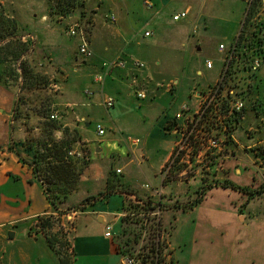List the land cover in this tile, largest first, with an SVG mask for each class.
<instances>
[{
	"label": "crops",
	"instance_id": "1",
	"mask_svg": "<svg viewBox=\"0 0 264 264\" xmlns=\"http://www.w3.org/2000/svg\"><path fill=\"white\" fill-rule=\"evenodd\" d=\"M86 1L94 5L98 0ZM150 2L152 6L147 8L142 0H127L128 8L117 13L114 27L105 22L101 12L97 13L89 39L93 57L75 62L77 67L67 66L68 83H73L75 89L69 94L66 116L71 118L89 151L87 168L69 202L76 204L97 196L106 190L109 180L115 185V179H119L117 187L133 192L113 193L78 212L73 223V264H123L115 241L104 234L105 227L112 225L116 234L124 203L131 197L153 196L141 187L143 184L161 186L159 174L177 138L171 129L175 114L188 100L194 106L197 93L216 80L221 66L218 46L231 44L244 10L241 0ZM182 11L187 12L186 17L173 21L172 16ZM42 16L32 15L38 23ZM215 30L219 31V42L212 44L210 51ZM145 32L151 34L145 36ZM71 40L74 38L70 43ZM39 47L38 53L44 54L45 46L40 43ZM205 48L208 50L200 69L195 59ZM68 50L67 56L72 48ZM113 58H119L124 66L107 72L103 61ZM207 59L213 62L211 70L205 68ZM134 61L143 67L136 66ZM167 68L172 69L168 76L164 75ZM177 68L189 70L193 84L187 86L186 78L174 70ZM98 73L104 76L102 82L94 79ZM156 80L172 82V91L154 88ZM140 84L146 86L144 99L137 97V91L142 89ZM254 87L253 97L258 98L264 112V61ZM105 95L113 99L112 107H104ZM168 103L174 111L171 116ZM12 104V93L0 86V264H58L47 242L39 235L29 234L33 220L53 213L49 201L32 167L5 151L10 139L8 119ZM97 124L104 128L102 136L97 134ZM235 136L234 156L225 162L226 179L254 190L264 185V168L258 171L252 165L245 147L255 145L257 139L264 143V123L258 137L248 139L240 130ZM136 139L138 143L131 142ZM25 154L23 158L31 162L32 156ZM260 190V194L249 197L239 190L213 187L193 204L196 191L168 186L161 198L152 197L162 207L168 205L161 207L159 213L163 228L169 230L166 243L172 264H264V188ZM77 194L80 198L73 200ZM176 202L181 203L180 208L174 206Z\"/></svg>",
	"mask_w": 264,
	"mask_h": 264
},
{
	"label": "rangeland",
	"instance_id": "2",
	"mask_svg": "<svg viewBox=\"0 0 264 264\" xmlns=\"http://www.w3.org/2000/svg\"><path fill=\"white\" fill-rule=\"evenodd\" d=\"M144 1L145 0H142L143 6L147 7ZM126 4L127 0H104V2L98 0L95 1L94 5H90L86 0H0V11L3 13L4 17H8L15 22L17 25L15 28L16 33L23 36L21 42H28V52L21 54L18 58H14L10 54L5 55L6 53L3 50L0 51V77L2 78V80L0 78V86L13 95L12 112L8 119L10 139L5 146V151H8L10 146L13 145L16 146L22 156L24 154L26 157L27 155L24 153L25 149L22 145L39 148V144L37 145V143L42 142V144L47 145L44 149H51V159H59L57 154H55L57 150L60 152L61 157L65 154L67 158L64 159L73 160L72 163L75 165L77 171L79 170L83 173L86 170L87 156L89 155L86 142L73 127L74 123H71V118L66 116V111L69 108L66 103L68 100H71L69 94L72 95L71 92L75 89L73 83H68L69 71L67 70V66L73 65L75 62H86L93 57L92 49L89 46V39L91 29L94 28L96 23L95 16L97 13L99 14V12H101L105 22L114 27L117 22V13L122 10L125 11L128 8ZM262 4H264L262 0H255L250 7L243 3V14L236 35L232 41L236 39L240 31H243V41L241 40V44H243V46L244 44L248 46L249 56H260L261 60L264 61V50L259 49L256 41L258 24L262 19L260 16ZM95 6H97V9L94 10ZM106 7H108L107 11H105ZM34 13L44 15L40 20L41 22L39 21L38 23L35 21L36 19H33L32 15H34ZM72 25H77L78 32L81 33L86 40L90 56H83L79 53L80 38L72 37L68 32ZM40 28H42V30ZM218 33L219 31L217 30L213 33L210 51L212 50V44H217L219 42ZM73 38L74 41L71 40L72 42L70 43V39ZM40 43L45 46L44 54L38 53ZM61 44H65V46H61ZM66 46H68V48H66ZM9 48L16 50L18 46ZM71 48L72 50H70L67 56V51ZM205 50L207 51L208 49L205 48L201 53H197V59H195L200 69H202L203 58L207 54ZM116 60H119V58L104 60L102 64L103 69H106L109 63H116ZM25 64H28V66ZM25 66L29 67L28 70L31 69L35 76H29L27 73L22 72V68ZM74 66L77 67L79 65L75 64ZM174 70L178 72L180 77L186 78L187 86L193 84L192 77L189 76L192 73L190 74L189 70L179 71L178 68ZM171 71L172 69H165L164 75ZM203 74L206 76L205 72H203ZM99 76L103 75L98 73L94 76V79ZM24 78L27 79V82L23 81ZM256 84L257 77L250 89L243 113V119L237 121L236 125H230L228 127L230 135L225 136L222 150L218 152L216 156L212 157V162L208 164V169L197 168L195 169L197 171L188 172L184 167H176L175 171L172 170L170 172L169 178L163 175L165 179H162V174H159L162 179L160 187L154 188L148 183L143 184L141 187L148 191V194L153 195L152 197L155 199L161 198L163 189L168 186L174 189L183 187L185 191H190L192 189L194 192H197L198 196L194 199L193 204L197 202V199L199 200V198L205 197L206 192L211 190V188L223 187L222 184L228 182L226 179L227 168L225 162L234 156L233 146L236 143L235 133L240 130L248 139L258 137L262 123H264V112L260 109L258 98L253 97V88H255L254 85ZM140 85L142 89H139V91L143 90L146 92L145 84V87L142 84ZM155 87L157 89L172 91L173 83L170 81L156 80L154 82V88ZM108 98L111 97L105 95L103 98L102 103L104 107H106L105 102ZM181 98L184 99L183 95ZM192 102V100L187 101L189 105L193 104ZM16 103L18 106L16 115L18 119L15 121L13 118V107ZM167 106L169 109L168 112H170L169 115H173V108H170L169 103ZM51 115L54 116L53 119ZM71 115L73 116L74 114ZM74 120L76 121L77 118H74ZM77 123H81L80 119ZM259 141L260 140L257 139L255 145L247 144L248 147H250L248 149L247 145L245 147L246 151L251 155L250 161L252 165L255 166L258 171L264 168V143H259ZM73 150L79 152L80 156H70L69 152ZM180 171L183 172L180 173ZM180 174L187 175L188 179L187 177H181ZM115 181V185H112V182L109 180L107 189H111L115 186L117 191L126 190L123 189L124 187H117L120 185L118 182L119 179H115ZM56 183L57 187L49 186V190L53 191L54 188H59L60 191L58 193L63 192L61 190L65 187V184L61 182ZM260 188H264V185L258 186L254 190ZM159 194L160 197L158 196ZM149 197L151 196L149 195ZM78 198H80V194H77L72 199L76 200ZM130 199L131 200H128L129 202L127 201L123 205L124 215L120 227L116 234L112 230V236L110 238L115 241L123 257H128L132 259L135 264H139L141 263L140 259H142V257L150 255L148 249L154 242L162 243L164 241L165 245L168 240L167 233H169V230L163 228L162 214L159 213V210H151L150 206L144 205L141 202H136L134 197ZM180 204L181 203L176 202L174 206H179L178 208H180ZM67 206L68 203L61 208L62 211L66 212H63L65 214H55L53 216L50 228L42 229L40 227L41 220H39V217L33 220L29 234L34 236L39 235L45 241L46 236L54 237L57 241L55 249L61 252L63 258H69L73 264V223L80 208H77L76 211L66 210ZM167 206L168 205L164 204L162 209ZM158 220H160L162 235L160 240L157 236L158 230L154 231ZM55 249H52V251L58 261ZM164 254L166 257H164L165 260L163 264H172L170 256L168 258L169 253L167 248L164 249Z\"/></svg>",
	"mask_w": 264,
	"mask_h": 264
},
{
	"label": "built area",
	"instance_id": "3",
	"mask_svg": "<svg viewBox=\"0 0 264 264\" xmlns=\"http://www.w3.org/2000/svg\"><path fill=\"white\" fill-rule=\"evenodd\" d=\"M241 1L250 7L255 0ZM144 3L147 8L152 6L150 0H145ZM186 15V11L178 12L172 16V20L178 21L185 18ZM260 16L262 19L258 24L256 41L259 49L264 50V4H262ZM68 32L70 36L80 38L79 53L83 56H90L88 44L83 35L78 32L77 25H72ZM150 34V32L144 33L145 36ZM242 38L243 31H240L229 46L224 44L218 46L221 66L216 80L205 90L197 93L194 106L183 104L175 114L171 129L176 133L177 138L168 160L160 171L162 179L169 178L170 172L175 171L176 167L179 168L180 166L188 172L197 171L195 170L197 168L208 169L212 157L222 150L225 136L230 135L228 127L236 125L237 121L243 119L248 95L261 68L262 60L260 56H249L248 46L241 44ZM134 64L143 67L141 63L136 61ZM204 65L208 70L213 68V62L210 59L205 60ZM123 66V61L116 60V63L107 64L106 71ZM102 80L103 76L95 78L96 82H102ZM137 97L144 99L146 94L140 90L137 92ZM105 106L107 108L112 107L113 99L108 98ZM51 118L53 119L54 116L51 115ZM96 131L99 136H102L104 134L103 126L97 124ZM131 142L138 143L139 140L136 139ZM69 155L79 157L80 153L73 150L69 152ZM119 172L120 170H117V173ZM182 172L180 171V173ZM180 176L188 179L185 174H180ZM112 230V225H106L104 234L107 238L112 236ZM160 237L162 238V235ZM165 248L170 254L167 243H165ZM163 257L166 255L164 254ZM123 264L135 263L132 259L123 257Z\"/></svg>",
	"mask_w": 264,
	"mask_h": 264
},
{
	"label": "trees",
	"instance_id": "4",
	"mask_svg": "<svg viewBox=\"0 0 264 264\" xmlns=\"http://www.w3.org/2000/svg\"><path fill=\"white\" fill-rule=\"evenodd\" d=\"M16 24L12 19H9L8 17H4L3 13L0 11V51H4L5 55H11L14 58H18L21 54H25L28 52V42L22 43L21 38H23L22 35H18L15 31ZM7 40V41H6ZM12 46H18V48L15 50H12L9 47ZM28 66V64H25ZM29 67L22 68V72L27 73L29 76H32L35 74L31 69L28 70ZM1 78V77H0ZM2 80V78H1ZM24 82H27V79H23ZM18 106L17 103L13 107V118L16 121L18 119L17 115ZM50 127V126H49ZM17 128V127H16ZM39 144V148H33L31 146L22 145L25 149V153L28 154V156H32V161L28 162L25 160L22 156V154L18 151L16 146L11 145L8 149L9 152H12L15 154V156L18 158V161L22 164H28L32 167L33 173L35 175V178L40 183L44 194L46 195L47 200L49 201V204L53 210V213L48 216H42L39 217L41 220L40 227L42 229H47L51 227V220L55 214L57 215H63L66 212L62 211V207L68 203L66 210H73L76 211L77 208H80V211H82L87 204H91V202L95 200H99L102 198H105L106 196H109L113 193L120 192L123 194H129L133 195L131 191H117L115 189V186L111 189L104 190L103 192L99 193L97 196L93 197H87L83 199L81 202L77 203L76 205L71 204L69 201V197L72 194L73 191L77 189L78 180L81 175V171H77L75 165L72 163L73 160L64 159L67 158L65 154L60 156V152L57 150L55 151V154L59 157V159L55 158V160L51 159V149H44V147H47L46 144H42V142L37 143ZM13 146V147H12ZM43 147V149H42ZM56 182H61L65 184V187L62 188L61 193H58L60 190L59 188H54L53 191L49 190V186L57 187ZM224 188H231L233 190H239L242 193L248 194L249 197H253L256 194H260L261 190H250L248 188L239 187L236 185H233L229 182H224L223 184ZM54 192V193H53ZM135 201L141 202L144 205L150 206L151 210H160L162 207V204L160 201H154L151 197H143L138 198L134 197ZM128 201V200H127ZM129 202V201H128ZM70 204V205H69ZM137 207V205H136ZM65 212V213H63ZM158 230V238L161 236V226L160 222H156L154 231ZM47 244L51 249H55V245L57 243L56 239L51 236H46ZM161 238V237H160ZM164 249L165 245L164 243L160 242H154L149 247L150 255L142 257L140 259L139 264H163L164 262ZM56 255L58 257L59 264H72L69 258H63L61 252L59 250L55 249Z\"/></svg>",
	"mask_w": 264,
	"mask_h": 264
},
{
	"label": "water",
	"instance_id": "5",
	"mask_svg": "<svg viewBox=\"0 0 264 264\" xmlns=\"http://www.w3.org/2000/svg\"><path fill=\"white\" fill-rule=\"evenodd\" d=\"M9 238H11V235H9Z\"/></svg>",
	"mask_w": 264,
	"mask_h": 264
}]
</instances>
